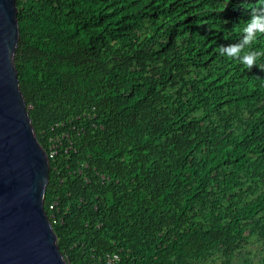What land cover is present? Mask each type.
I'll list each match as a JSON object with an SVG mask.
<instances>
[{
    "label": "trees",
    "instance_id": "obj_1",
    "mask_svg": "<svg viewBox=\"0 0 264 264\" xmlns=\"http://www.w3.org/2000/svg\"><path fill=\"white\" fill-rule=\"evenodd\" d=\"M15 6L19 90L61 146L43 209L66 263L264 264V55L217 50L264 0Z\"/></svg>",
    "mask_w": 264,
    "mask_h": 264
},
{
    "label": "water",
    "instance_id": "obj_2",
    "mask_svg": "<svg viewBox=\"0 0 264 264\" xmlns=\"http://www.w3.org/2000/svg\"><path fill=\"white\" fill-rule=\"evenodd\" d=\"M15 0H0V264H67L43 209L49 163L14 66Z\"/></svg>",
    "mask_w": 264,
    "mask_h": 264
},
{
    "label": "clouds",
    "instance_id": "obj_3",
    "mask_svg": "<svg viewBox=\"0 0 264 264\" xmlns=\"http://www.w3.org/2000/svg\"><path fill=\"white\" fill-rule=\"evenodd\" d=\"M261 34H264V7L251 10L249 19L244 21L241 38L238 42L227 47L221 45L217 50L220 55L238 60L248 69H252L257 66V60L264 55V53L252 49L257 36Z\"/></svg>",
    "mask_w": 264,
    "mask_h": 264
},
{
    "label": "built area",
    "instance_id": "obj_4",
    "mask_svg": "<svg viewBox=\"0 0 264 264\" xmlns=\"http://www.w3.org/2000/svg\"><path fill=\"white\" fill-rule=\"evenodd\" d=\"M64 137H65V135H62V138H64ZM60 147H61L60 142L58 141L57 138L50 139L48 152L45 153L47 159H52L56 155V153L60 149ZM54 205L55 204L53 203L51 206H49V209L51 210ZM117 260H118V258L115 254L110 255V256H108V255L106 256V264H113Z\"/></svg>",
    "mask_w": 264,
    "mask_h": 264
},
{
    "label": "rangeland",
    "instance_id": "obj_5",
    "mask_svg": "<svg viewBox=\"0 0 264 264\" xmlns=\"http://www.w3.org/2000/svg\"><path fill=\"white\" fill-rule=\"evenodd\" d=\"M260 245H258V243L256 241H250L249 245L247 247H245V249L242 251L243 253L248 252L250 256H253L257 253V251L259 250ZM264 249V247H262ZM221 261L219 259H215V261L213 262V264H219Z\"/></svg>",
    "mask_w": 264,
    "mask_h": 264
}]
</instances>
